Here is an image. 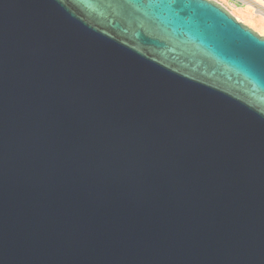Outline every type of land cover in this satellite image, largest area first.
Segmentation results:
<instances>
[{"label":"water","instance_id":"obj_1","mask_svg":"<svg viewBox=\"0 0 264 264\" xmlns=\"http://www.w3.org/2000/svg\"><path fill=\"white\" fill-rule=\"evenodd\" d=\"M193 2L0 0V264H264V35Z\"/></svg>","mask_w":264,"mask_h":264},{"label":"bare ground","instance_id":"obj_2","mask_svg":"<svg viewBox=\"0 0 264 264\" xmlns=\"http://www.w3.org/2000/svg\"><path fill=\"white\" fill-rule=\"evenodd\" d=\"M244 1L246 4V11H245V16L247 17L248 21L257 26L258 28V33L259 34H264V2L262 0H241ZM256 2V3H255ZM244 12V10H243ZM230 13H232L237 19L239 20H245L243 17L237 13L233 12V10H230Z\"/></svg>","mask_w":264,"mask_h":264},{"label":"snow or ice","instance_id":"obj_3","mask_svg":"<svg viewBox=\"0 0 264 264\" xmlns=\"http://www.w3.org/2000/svg\"><path fill=\"white\" fill-rule=\"evenodd\" d=\"M157 6L162 7L176 19H182L187 14H194L193 0H155Z\"/></svg>","mask_w":264,"mask_h":264},{"label":"rangeland","instance_id":"obj_4","mask_svg":"<svg viewBox=\"0 0 264 264\" xmlns=\"http://www.w3.org/2000/svg\"><path fill=\"white\" fill-rule=\"evenodd\" d=\"M215 1H217L221 5H223L228 11H230V10L232 11L233 10V12L235 11V12L239 13L241 16L243 15L244 17L243 16L242 17H243V19H245L244 21L243 20L241 21V20L237 19L236 17L235 18L238 21H241L242 23H244L245 25H247L248 27H250L251 29H253L254 31L258 32L257 31L258 30L257 26L251 24L248 21L247 17L245 16L246 4L244 3V1H241V0H215ZM262 1L264 2V0H262ZM243 10H244V12H243ZM262 35H264V34H262Z\"/></svg>","mask_w":264,"mask_h":264}]
</instances>
